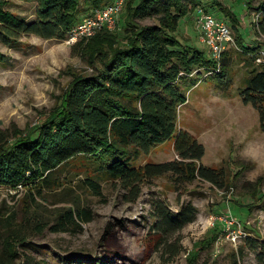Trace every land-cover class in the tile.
Listing matches in <instances>:
<instances>
[{
    "label": "rangeland",
    "instance_id": "1",
    "mask_svg": "<svg viewBox=\"0 0 264 264\" xmlns=\"http://www.w3.org/2000/svg\"><path fill=\"white\" fill-rule=\"evenodd\" d=\"M199 6L229 26L232 42L221 56L220 62L224 57L226 66L221 81L217 77H193L192 83L182 87L186 102L178 108L176 130L188 132L203 145L200 164L223 169L227 187L217 189L197 180L179 184L168 174L147 181L139 198L126 202L125 190L110 181L96 179L101 195H94L85 181L80 158H75L54 171L50 186L39 193L28 194L22 187L0 189V257L2 240L10 235L17 252L13 264H94L114 250V245L107 242L108 236L114 234L123 257L112 263L103 260V264H186L188 254L209 236L211 228L220 225L223 232L197 253V264H229L231 254L238 251L242 252L240 264H256L243 244L247 236L264 239V132L259 129L256 111L244 105L237 94L247 70L255 63L237 49L235 38L237 34L243 46H257L264 51V37L254 35L252 15L242 0H201ZM6 8L27 22L35 19L34 2L9 0ZM230 14L239 20L238 26H232ZM195 18V10L188 12L175 36L207 58L208 49L199 40ZM155 22L148 18L138 21L140 25ZM119 26L113 32L120 36L123 29L119 30ZM71 45L34 35L20 36L13 44L0 42V52L5 56L0 63V129L16 128L35 136L37 128L60 105L72 74L90 72L79 49ZM174 138L175 132L133 165L176 160ZM156 200H163L172 212L188 201L197 210L194 221L170 238L169 243L180 249L173 257L166 248L154 250L148 245V232L153 225L149 211ZM73 201L91 212V221L65 233H54L48 228L40 231L53 224L59 210L72 207ZM224 218L241 224L236 238L239 228L230 225L227 229Z\"/></svg>",
    "mask_w": 264,
    "mask_h": 264
},
{
    "label": "trees",
    "instance_id": "2",
    "mask_svg": "<svg viewBox=\"0 0 264 264\" xmlns=\"http://www.w3.org/2000/svg\"><path fill=\"white\" fill-rule=\"evenodd\" d=\"M8 1L0 0V42L5 44H13L27 35L64 41L68 30L90 10L111 0H21L36 3L35 19L30 22L10 12L6 8ZM200 1L126 0L118 20L122 35L101 31L86 41L72 44L79 49V56L90 72L72 74L60 105L37 128L35 136L16 128L0 129V189L22 187L28 194L39 193L50 186L54 171L75 158H80L87 176L85 181L94 195H101L96 179L110 181L125 190L126 202L137 200L147 181L168 174L179 184L197 180L217 189L226 188L228 179L223 169L200 164L203 145L188 132L176 130L178 108L186 102L182 87L195 77H217L221 81L226 67L224 57L217 69L201 51L188 48L175 36L180 21L200 7ZM242 1L252 15L254 35L264 37V0ZM146 18L156 22L138 23ZM228 18L233 27L238 26L239 20L234 15ZM235 39L237 49L255 63L247 70L237 94L244 105L256 111L259 129L264 132V61L256 62L264 51L257 46H243L237 34ZM4 60L0 52V63ZM174 132L176 160L133 165ZM30 200L34 201L33 196ZM149 213L153 225L148 232V245L154 250L166 248L167 253L176 256L180 249L169 240L194 221L196 208L188 201L172 212L163 200H156L151 203ZM91 219V212L73 201L72 207L59 210L53 224L40 231L48 228L54 233H65L80 229L81 224ZM219 226L211 228L209 236L188 254L186 264H197V253L223 232ZM107 242L114 245V250L94 264H103V260L112 263L123 257L122 246L114 234L108 236ZM15 245L10 235L2 240L0 264L14 263ZM243 248L253 254L256 264H264V239L247 236ZM241 253L231 254L229 264H240Z\"/></svg>",
    "mask_w": 264,
    "mask_h": 264
},
{
    "label": "built area",
    "instance_id": "3",
    "mask_svg": "<svg viewBox=\"0 0 264 264\" xmlns=\"http://www.w3.org/2000/svg\"><path fill=\"white\" fill-rule=\"evenodd\" d=\"M125 1L111 0L101 8L90 10L68 30L64 42L74 44L80 40L86 41L101 31H115ZM195 17V22L200 32L199 40L208 49L209 57L207 58L213 61L218 69L226 46L232 42L230 28L221 19L212 14L205 13V10L201 7L195 10ZM262 61H264V52H260V55L256 58V62L261 63ZM223 221L227 229L230 228V225H235L239 228L238 234H234L236 238L240 234L241 224L237 220H229V218H224Z\"/></svg>",
    "mask_w": 264,
    "mask_h": 264
}]
</instances>
